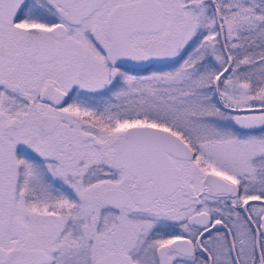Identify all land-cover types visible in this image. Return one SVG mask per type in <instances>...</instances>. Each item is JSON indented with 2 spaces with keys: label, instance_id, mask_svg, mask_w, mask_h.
Returning <instances> with one entry per match:
<instances>
[{
  "label": "snow or ice",
  "instance_id": "6c2138e0",
  "mask_svg": "<svg viewBox=\"0 0 264 264\" xmlns=\"http://www.w3.org/2000/svg\"><path fill=\"white\" fill-rule=\"evenodd\" d=\"M0 264H264V0H0Z\"/></svg>",
  "mask_w": 264,
  "mask_h": 264
}]
</instances>
